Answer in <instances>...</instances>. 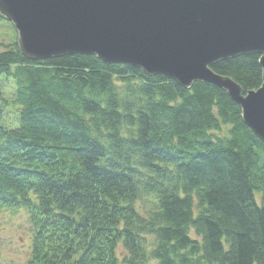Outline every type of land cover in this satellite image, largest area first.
<instances>
[{
    "label": "trees",
    "instance_id": "trees-1",
    "mask_svg": "<svg viewBox=\"0 0 264 264\" xmlns=\"http://www.w3.org/2000/svg\"><path fill=\"white\" fill-rule=\"evenodd\" d=\"M7 22L0 212L26 219L22 264H264V141L238 103L93 54L28 59ZM259 58L211 68L246 93Z\"/></svg>",
    "mask_w": 264,
    "mask_h": 264
},
{
    "label": "water",
    "instance_id": "water-1",
    "mask_svg": "<svg viewBox=\"0 0 264 264\" xmlns=\"http://www.w3.org/2000/svg\"><path fill=\"white\" fill-rule=\"evenodd\" d=\"M28 59L73 53L124 63L184 88L194 81L223 89L243 122L264 141V0H0ZM260 53L262 83L242 92L212 64Z\"/></svg>",
    "mask_w": 264,
    "mask_h": 264
},
{
    "label": "rangeland",
    "instance_id": "rangeland-1",
    "mask_svg": "<svg viewBox=\"0 0 264 264\" xmlns=\"http://www.w3.org/2000/svg\"><path fill=\"white\" fill-rule=\"evenodd\" d=\"M13 39V28L7 21H0V42L6 43ZM25 222L22 214L0 212V264H22L28 258L30 231ZM191 234L194 236L193 232ZM120 251L119 248L118 253L121 256ZM146 264H157V261L150 259Z\"/></svg>",
    "mask_w": 264,
    "mask_h": 264
}]
</instances>
